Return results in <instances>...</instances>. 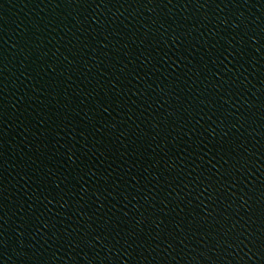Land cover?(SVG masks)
I'll return each instance as SVG.
<instances>
[{"label": "water", "instance_id": "obj_1", "mask_svg": "<svg viewBox=\"0 0 264 264\" xmlns=\"http://www.w3.org/2000/svg\"><path fill=\"white\" fill-rule=\"evenodd\" d=\"M0 264H264V0H0Z\"/></svg>", "mask_w": 264, "mask_h": 264}]
</instances>
